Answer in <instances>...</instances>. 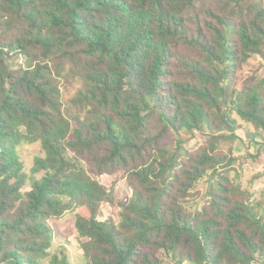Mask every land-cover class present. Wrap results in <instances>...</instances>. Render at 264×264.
Masks as SVG:
<instances>
[{
  "label": "trees",
  "instance_id": "obj_1",
  "mask_svg": "<svg viewBox=\"0 0 264 264\" xmlns=\"http://www.w3.org/2000/svg\"><path fill=\"white\" fill-rule=\"evenodd\" d=\"M263 67L264 0H0V264H75L68 212L81 264H264L232 146H264Z\"/></svg>",
  "mask_w": 264,
  "mask_h": 264
},
{
  "label": "rangeland",
  "instance_id": "obj_2",
  "mask_svg": "<svg viewBox=\"0 0 264 264\" xmlns=\"http://www.w3.org/2000/svg\"><path fill=\"white\" fill-rule=\"evenodd\" d=\"M259 62V56L254 55L244 64V68H258ZM261 72L262 74L264 73V67L261 69ZM77 87V84H66V81L63 80L62 92L64 102L69 101L74 95ZM242 134L245 135L243 132ZM258 139H261V136H259ZM170 143H172V139H170ZM226 145L228 146L229 143ZM232 146L238 157L236 164L242 174L244 185L251 189H264V146L262 147L255 142L249 143L246 136L245 141L237 140ZM18 152L25 164V169L29 173L30 169L33 167L35 157L44 155L40 142H23L18 147ZM40 176L41 174H38L37 178ZM95 177L108 187L114 186L118 200H122L130 194V190L126 180L122 176V172L114 175H96ZM117 210L118 209L115 207H106L107 214L116 217L118 216ZM51 224L55 232L53 250L58 251V249H64L73 263L81 264L83 260L81 242L83 240L80 239L75 227V214L73 212H68L62 218L52 219Z\"/></svg>",
  "mask_w": 264,
  "mask_h": 264
}]
</instances>
